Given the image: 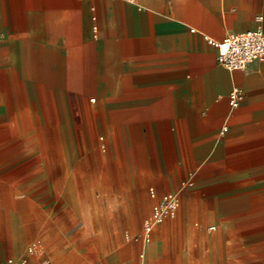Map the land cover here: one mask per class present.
<instances>
[{"label": "crops", "instance_id": "crops-1", "mask_svg": "<svg viewBox=\"0 0 264 264\" xmlns=\"http://www.w3.org/2000/svg\"><path fill=\"white\" fill-rule=\"evenodd\" d=\"M258 16L264 28V0H0V128L11 135L0 137V176H39L40 144L47 167H61L71 139L57 142L58 114L76 124L93 113L80 142L107 135L114 176H125L117 162L126 161L150 196H219L241 226L254 210L253 239L263 241L264 60L230 71L205 40L253 29ZM32 114L42 139L14 132Z\"/></svg>", "mask_w": 264, "mask_h": 264}, {"label": "rangeland", "instance_id": "rangeland-1", "mask_svg": "<svg viewBox=\"0 0 264 264\" xmlns=\"http://www.w3.org/2000/svg\"><path fill=\"white\" fill-rule=\"evenodd\" d=\"M57 119V142L72 140L64 146L62 166L49 169L40 144L39 176H0V264L21 258L28 264H264V240L253 239L254 210L247 211L251 224L241 226L222 208L224 198L192 189H179L176 216L154 227L146 249L143 224L156 203L149 187L142 188L130 175L126 161L117 162L125 176H114L110 143L102 145L107 135L92 133L88 143L80 142L81 124H91L93 113L77 117L76 124L70 111ZM31 120L20 116L16 135L47 136L42 117L32 114ZM0 137L11 135L0 128ZM144 203L145 211L140 208ZM20 230L30 237L22 247L14 244Z\"/></svg>", "mask_w": 264, "mask_h": 264}, {"label": "built area", "instance_id": "built-area-1", "mask_svg": "<svg viewBox=\"0 0 264 264\" xmlns=\"http://www.w3.org/2000/svg\"><path fill=\"white\" fill-rule=\"evenodd\" d=\"M263 17L258 16L256 19L257 25L250 30L230 33L222 40H214L205 36L208 44L217 49L219 64L230 71H244L248 66L255 62L264 60V28L262 25ZM97 30V27H94ZM243 100V93L237 87H234L229 94V103L232 109H237ZM227 127H223V132ZM193 181H188L183 184V187H192ZM151 197L156 199V204L153 207L151 215L144 221V234L146 239L154 230V227L162 224L167 219H173L179 207V196L175 191H170L164 194L161 198L157 197L154 190L151 191ZM125 238L130 240V234L125 231ZM30 254H33V249H29ZM6 264H28L27 258L8 259Z\"/></svg>", "mask_w": 264, "mask_h": 264}, {"label": "bare ground", "instance_id": "bare-ground-1", "mask_svg": "<svg viewBox=\"0 0 264 264\" xmlns=\"http://www.w3.org/2000/svg\"><path fill=\"white\" fill-rule=\"evenodd\" d=\"M147 208V207H146ZM144 209V208H143ZM28 222V221H27ZM25 228V227H24ZM212 229H214V228H212ZM29 230V229H28ZM28 240H30V237H29V235H27V234H25V232L24 231H18V232H16V235H14V244L16 245V246H18V247H22L24 244H26V242L28 241ZM144 242L145 243H151V242H153L152 240H151V238L150 239H145L144 240ZM40 247V246H39ZM149 247V246H148ZM154 247V246H153ZM37 248V247H36ZM37 250H39V249H37Z\"/></svg>", "mask_w": 264, "mask_h": 264}]
</instances>
